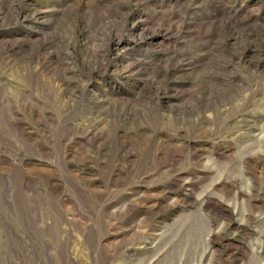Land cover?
Masks as SVG:
<instances>
[{"label": "rangeland", "instance_id": "obj_1", "mask_svg": "<svg viewBox=\"0 0 264 264\" xmlns=\"http://www.w3.org/2000/svg\"><path fill=\"white\" fill-rule=\"evenodd\" d=\"M263 247L264 0H0V264Z\"/></svg>", "mask_w": 264, "mask_h": 264}, {"label": "bare ground", "instance_id": "obj_2", "mask_svg": "<svg viewBox=\"0 0 264 264\" xmlns=\"http://www.w3.org/2000/svg\"><path fill=\"white\" fill-rule=\"evenodd\" d=\"M228 226H229V224L227 223L226 228H228ZM156 233H157V232H156ZM156 233H153V235H156ZM236 234H237V233L233 234L232 238H235V237H236V236H235ZM149 241H150V240H149ZM144 242H145V240L143 241V243H144ZM143 246L146 247V243H144ZM143 246H142V247H143ZM147 247H148V246H147ZM262 253H263V255H264V247H263V249H262ZM155 254H156V253H155ZM151 260H152V259H151Z\"/></svg>", "mask_w": 264, "mask_h": 264}]
</instances>
